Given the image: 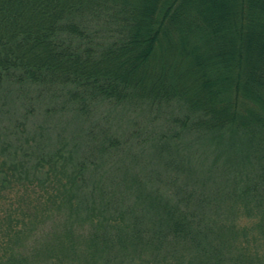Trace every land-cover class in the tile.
<instances>
[{"label":"trees","instance_id":"trees-1","mask_svg":"<svg viewBox=\"0 0 264 264\" xmlns=\"http://www.w3.org/2000/svg\"><path fill=\"white\" fill-rule=\"evenodd\" d=\"M5 97L17 135L58 100L128 125L34 159L0 124V264H262L264 0H0ZM15 186L47 210L19 224Z\"/></svg>","mask_w":264,"mask_h":264},{"label":"rangeland","instance_id":"rangeland-1","mask_svg":"<svg viewBox=\"0 0 264 264\" xmlns=\"http://www.w3.org/2000/svg\"><path fill=\"white\" fill-rule=\"evenodd\" d=\"M20 96H22V94H20ZM4 100L5 102L2 101L0 103V106H3L1 107L2 109L0 108V124H4V126H6L5 131L8 136H12L13 134L17 135L16 127L14 123L11 122L10 117H12V114H15L14 100L18 104V102H20L19 98L14 96L13 100L11 97H5ZM41 102V104H44L45 102L47 104H51V101H49L47 98L41 100ZM58 102L59 104L57 103V108L53 115L50 114L51 109L53 108L51 106H47L46 108L39 109V111L37 110V112L35 111L32 116L27 118L28 121L26 122L25 127H21V129H24L25 132L22 131L19 134L25 133L23 138L28 143V153L32 155V158L34 159L38 157L39 151L41 152V148H55L57 146L56 144L60 145L61 142L63 143L64 141L66 143L69 142V139L72 135L71 131L76 135L80 134V131L82 129L86 128L93 122H95L94 124H105V122L103 121L104 119L102 118H107V121L111 123L113 128H119L120 130L128 125L127 117H123L119 109H113V107H107L106 105H99L98 108L95 109L93 121L91 118L89 122L82 123V121H79L75 117L76 115L75 113H73V109L70 104L67 105L65 103H61L59 100ZM20 109L22 110L21 107ZM46 109L49 110L48 114L45 113L46 111L44 112V110ZM21 110L18 112L22 113L23 110ZM22 114L19 116L21 119H23ZM43 114L45 115V117L47 116L49 118L43 119L44 121L39 123V120L43 118ZM72 118L75 119L73 120ZM21 124L23 123L20 122L17 128H20ZM21 129H19V131H21ZM0 132L3 136V132ZM20 142V144H22V149H25L23 146V141ZM18 145L19 144L17 143V146ZM66 145H68V143ZM66 150H68V147L67 149H63L61 153L67 154ZM51 190H45L42 187L40 189L35 187L34 190L26 188L21 190L20 186H15L12 189H9L7 194L8 199L4 200V205H9L13 209L12 211L16 213L14 217L18 218L19 224L21 221L29 222L28 220H32V218L37 213L41 214L42 212H45L47 210V204L45 200L48 197L47 193L51 192ZM48 194L50 195V193ZM236 221L237 227H239V229L248 228V230H250V227H254L255 223L254 220H249L244 217H241ZM253 235H255V232H253ZM251 251L255 252L256 256H258L262 264H264V245H261L258 250L252 249Z\"/></svg>","mask_w":264,"mask_h":264}]
</instances>
